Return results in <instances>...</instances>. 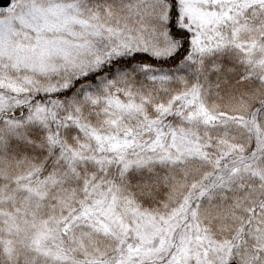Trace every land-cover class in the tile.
Masks as SVG:
<instances>
[{
    "label": "snow or ice",
    "instance_id": "6c2138e0",
    "mask_svg": "<svg viewBox=\"0 0 264 264\" xmlns=\"http://www.w3.org/2000/svg\"><path fill=\"white\" fill-rule=\"evenodd\" d=\"M0 264H264V0H0Z\"/></svg>",
    "mask_w": 264,
    "mask_h": 264
}]
</instances>
